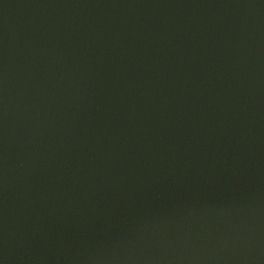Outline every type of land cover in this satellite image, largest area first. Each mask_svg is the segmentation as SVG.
<instances>
[{"label":"water","instance_id":"1","mask_svg":"<svg viewBox=\"0 0 264 264\" xmlns=\"http://www.w3.org/2000/svg\"><path fill=\"white\" fill-rule=\"evenodd\" d=\"M0 264H264V0H0Z\"/></svg>","mask_w":264,"mask_h":264}]
</instances>
